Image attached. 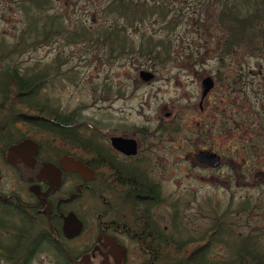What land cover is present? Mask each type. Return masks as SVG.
Masks as SVG:
<instances>
[{
  "label": "flooded vegetation",
  "instance_id": "1",
  "mask_svg": "<svg viewBox=\"0 0 264 264\" xmlns=\"http://www.w3.org/2000/svg\"><path fill=\"white\" fill-rule=\"evenodd\" d=\"M212 79L213 86L203 98L205 106L200 103L199 107L213 117L210 95L217 82ZM229 80L230 76L219 80L223 99L224 89L228 95L233 93V98L237 93L238 85H231ZM232 104L239 105L236 98L229 99L227 107L225 100L222 106L218 104L217 121H224L221 131H233L234 137L245 129L235 119L232 126L226 123ZM33 111L31 107L18 113L15 108L0 109V264H187V258L208 257L210 236L209 226L204 224L207 215L200 213L202 197L199 205L194 190L185 188L191 196L178 198L177 188L171 183L176 172V149L161 137H170L175 126L164 125L153 131L134 125L124 129L123 137L134 140L133 154L113 148L109 140L112 135H102L101 129L97 132L95 128L77 131V137L85 139L83 144L77 142L73 151H65L63 143L49 146L18 134L21 119L27 121V129L32 119L45 120ZM206 132L203 127L199 135L202 140L208 137ZM24 140L36 147L31 153L27 144L22 152L27 174L21 178L7 152ZM210 149L203 148L219 156L217 166L199 163L195 152H191V164L197 163L206 172L217 171L222 165L221 155L217 148ZM64 156L79 161L86 170H67L61 163ZM22 158L14 156L13 160ZM70 214L80 228L72 232L71 222L72 229L67 233L72 234L66 236L63 227H70L69 221L65 222ZM199 216L200 227L194 225ZM219 220L216 216L211 224ZM179 241L187 244L184 258L173 252Z\"/></svg>",
  "mask_w": 264,
  "mask_h": 264
},
{
  "label": "trees",
  "instance_id": "2",
  "mask_svg": "<svg viewBox=\"0 0 264 264\" xmlns=\"http://www.w3.org/2000/svg\"><path fill=\"white\" fill-rule=\"evenodd\" d=\"M183 1L0 0V22L14 20L13 29L0 27V100L3 102L0 109L15 108L18 113L31 107L33 115L45 120L32 119L27 129V121L21 119L18 134L45 141L49 146L63 143L65 151H73L77 142L83 144L85 139L77 137V131L95 128L99 132L97 122L80 120L75 110L64 112L40 95L48 80L65 73L60 69L65 59L56 54L49 63H21L23 54L56 42L64 47L79 48L80 53L93 54L94 58L108 64L127 60L144 69H153L173 61L174 53L179 59L191 57L193 36L198 44L215 45V77L218 79L226 76L223 71L228 65L224 58L233 52L241 54L243 59L264 62V0H194L193 11L187 10ZM211 29L216 32L211 33ZM251 68L244 60L232 67L227 81L238 85L236 92L240 93L242 105L247 100V91L242 85L249 81ZM12 93L18 95L6 96ZM23 93L28 94L30 102ZM91 93H94L93 88ZM260 102L261 110L255 107L254 115L251 114L255 122L251 117L240 118L244 133H248L240 146L242 155H247L244 157H252L257 145L264 141V93ZM218 123V127H222L224 121ZM202 129L200 124L198 135ZM250 131L254 132L256 140L252 141ZM91 135L96 139L93 131ZM248 208L247 203L242 202L236 210ZM223 221L209 225V248L221 242L229 247L228 256H212L209 250L206 259L187 258V264H264V250L260 249L257 234H234ZM228 238L234 241L228 242ZM173 252L176 257L184 258L188 253L187 244L177 242Z\"/></svg>",
  "mask_w": 264,
  "mask_h": 264
},
{
  "label": "rangeland",
  "instance_id": "3",
  "mask_svg": "<svg viewBox=\"0 0 264 264\" xmlns=\"http://www.w3.org/2000/svg\"><path fill=\"white\" fill-rule=\"evenodd\" d=\"M182 5L193 11L194 0H184ZM12 22L13 19L6 23L0 22V27L11 30ZM210 31L216 32L215 29ZM191 37L192 56L179 59L174 53L176 58L173 61L146 69L154 73L149 82H142L138 78V71L144 68L137 66L134 61L122 60L108 64L94 58L93 54H82L79 48L64 47L58 42L25 53L20 60L22 65L34 61L49 63L56 54L65 59L60 66L65 73L59 78L48 80L40 90V95L64 112L75 110L80 120L97 122L101 126L102 135L124 136V129L133 125L146 131L170 124L177 127L170 137L163 134L161 138L169 141V145L176 149V172L171 183L177 188L178 198L185 200L183 195L191 196L190 192L186 193L185 188L193 189L194 199L198 200L199 205L202 197L203 209H198H202L200 213L207 215L204 224L209 226L219 216L234 234H257L260 249L264 250V141L259 146L254 141L253 147L257 145L255 154L244 157L247 155H242L240 146L248 138V133H242L241 130L234 138L233 131H221L217 121L224 100L225 107L229 99L233 101L236 98L239 103L230 105L227 110L229 116L225 120L231 126L233 119L241 124V116L250 118L254 115L255 107L261 110L259 104L264 93V62L262 59H243L237 52L225 57L224 62L228 66L223 73L226 76H230L232 67L239 66L244 60L252 68L248 70L249 84L242 85L247 91L246 103L241 104L239 92L233 98V93L228 95L225 89L223 99V87L220 79L215 77V45L206 47L195 42V37ZM205 75H210L217 82L210 95L213 100H210L213 117L210 113L204 114L199 107V82ZM203 100L201 106H205L206 101ZM218 104L221 106L218 107ZM252 121L255 122L254 117ZM200 124L207 128L208 137L204 140L198 135ZM249 134L252 141L256 140L254 132L250 131ZM203 148L219 150L222 165L217 171L210 169L206 172L197 163L191 164V152ZM204 198H207L206 202ZM242 202L247 203L249 208L237 211L236 208ZM201 223L199 216L194 225L200 227ZM231 239L234 241V238H228L227 241L231 242ZM209 250L212 256L225 258L229 247L220 242L213 244Z\"/></svg>",
  "mask_w": 264,
  "mask_h": 264
},
{
  "label": "water",
  "instance_id": "4",
  "mask_svg": "<svg viewBox=\"0 0 264 264\" xmlns=\"http://www.w3.org/2000/svg\"><path fill=\"white\" fill-rule=\"evenodd\" d=\"M137 74H138V78L143 82H148L154 77L153 72H151L150 70H146V69H140ZM199 85H200V95H199V104H200L202 99L207 94V92L213 86L212 77L210 75H205L204 77L200 79ZM109 140H110L111 146L119 150L120 152L124 153L125 151L126 153H129V154L134 153L135 144H134L133 139L125 138L119 135H112L110 136ZM27 144H29L30 146L29 152L33 153L35 151L36 145L27 140L20 142L18 145L11 146L7 152V157L8 158L11 157L12 159L10 160L17 165L21 178H26V174H27L26 160L22 158V152L26 149L25 146ZM28 155H30V153H28ZM14 156H18L19 158L21 157L22 159L20 161H14L13 160ZM194 157L199 163L206 164L210 167H215L219 163V156L217 154H215L214 152L203 150V149L197 150L194 154ZM63 162L67 170H70V171L77 170L80 172H83L84 170H86V168L79 161L73 160L71 157H67V156L62 157L61 163ZM68 221L70 223V227H66V226L63 227L64 232H66L65 233L66 236H70V234H72V233H67V230H69L70 228L72 229L71 222L73 224L72 232L76 233L78 232L80 228V223L78 222V220H76V218L72 214L68 215V217L65 218V222H68Z\"/></svg>",
  "mask_w": 264,
  "mask_h": 264
}]
</instances>
